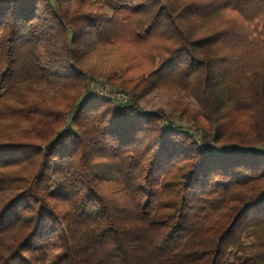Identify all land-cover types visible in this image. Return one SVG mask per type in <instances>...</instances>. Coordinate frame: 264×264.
<instances>
[{"label": "trees", "instance_id": "obj_1", "mask_svg": "<svg viewBox=\"0 0 264 264\" xmlns=\"http://www.w3.org/2000/svg\"><path fill=\"white\" fill-rule=\"evenodd\" d=\"M63 1L0 0V264H264V0Z\"/></svg>", "mask_w": 264, "mask_h": 264}, {"label": "rangeland", "instance_id": "obj_2", "mask_svg": "<svg viewBox=\"0 0 264 264\" xmlns=\"http://www.w3.org/2000/svg\"><path fill=\"white\" fill-rule=\"evenodd\" d=\"M69 4V1H63V5L66 7ZM94 61V59H92ZM103 79H100L99 86L95 88L94 94H99L101 91V83L103 85H107L108 88L110 87L109 83L106 81H101ZM179 97H184V94H179V93H169L164 90H152L144 95V97L140 100V105L144 110H150V111H157V110H163L165 111L166 114L171 113L173 101ZM188 98V97H186ZM176 118V117H174ZM177 120V118L175 119ZM179 121V120H178ZM181 123L188 124L185 120L180 121ZM192 128H196L195 125H192ZM263 144V143H262ZM222 145V143H216L215 146L216 148ZM264 146V144H263Z\"/></svg>", "mask_w": 264, "mask_h": 264}, {"label": "built area", "instance_id": "obj_3", "mask_svg": "<svg viewBox=\"0 0 264 264\" xmlns=\"http://www.w3.org/2000/svg\"><path fill=\"white\" fill-rule=\"evenodd\" d=\"M99 95L102 96H112L115 98L120 99L121 101L125 102L128 100L129 96L127 93H122V92H110L109 88L107 85L101 86V91L99 92Z\"/></svg>", "mask_w": 264, "mask_h": 264}]
</instances>
